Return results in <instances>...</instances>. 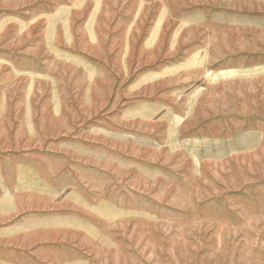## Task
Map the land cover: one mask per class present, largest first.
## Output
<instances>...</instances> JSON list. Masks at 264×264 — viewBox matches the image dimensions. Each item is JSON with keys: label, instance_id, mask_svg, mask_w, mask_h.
I'll list each match as a JSON object with an SVG mask.
<instances>
[{"label": "rangeland", "instance_id": "rangeland-1", "mask_svg": "<svg viewBox=\"0 0 264 264\" xmlns=\"http://www.w3.org/2000/svg\"><path fill=\"white\" fill-rule=\"evenodd\" d=\"M0 264H264V0H0Z\"/></svg>", "mask_w": 264, "mask_h": 264}]
</instances>
